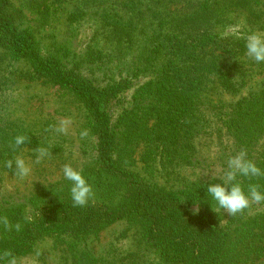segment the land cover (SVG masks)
Segmentation results:
<instances>
[{
	"label": "rangeland",
	"instance_id": "1",
	"mask_svg": "<svg viewBox=\"0 0 264 264\" xmlns=\"http://www.w3.org/2000/svg\"><path fill=\"white\" fill-rule=\"evenodd\" d=\"M260 1L261 5L250 1L249 8L264 10V0ZM9 4L19 28L33 33L41 56L56 58L62 68L96 87L119 84L117 93L103 103L113 124L122 116L129 121L125 112L148 102L138 91L156 80L163 67L164 48L170 44L163 36L166 26L178 25L184 34L204 28L223 33L237 25L245 33L264 32V11L258 18L263 22H248L247 17L256 15H243L245 3L233 11L235 16L228 13L224 18L221 13L226 9L217 0H9ZM217 16L221 22L214 20ZM241 44L238 54L210 48L206 63L194 74L190 70L188 97L178 99L173 121L167 125V130H178L180 149L173 158L164 154L143 159L152 145L136 133L134 164L128 169L151 186L199 190L202 201L185 209L188 224L194 229L217 227L222 233L217 250L232 245L235 257L241 258L235 264H264V204H253L244 214L231 217L222 210L214 212L215 201L207 194L208 184L220 182L219 177L212 179L213 172L225 169L228 157L240 150L264 170V62L249 59L245 42ZM34 71L29 59L13 58L0 46V216L21 224L19 232L0 225V251L7 241L29 234L24 241L32 240V249L15 257L17 264H182L165 262L156 249L143 248L140 226L130 220L108 223L77 245L70 231L45 226L51 217L53 189L58 185V193L65 196L71 186L63 165L71 163L86 176L88 167L96 166L99 133L84 98L67 86L32 77ZM138 93L142 101L136 100ZM64 118L72 121L67 135L50 130ZM147 118L149 125L156 123L155 117ZM85 128L89 136L81 139ZM19 134L27 139L13 150L11 143ZM38 146L48 148L50 156L35 164ZM16 155H22L32 169L24 180L4 166ZM239 179L245 189L248 183H259L264 191V177Z\"/></svg>",
	"mask_w": 264,
	"mask_h": 264
},
{
	"label": "trees",
	"instance_id": "2",
	"mask_svg": "<svg viewBox=\"0 0 264 264\" xmlns=\"http://www.w3.org/2000/svg\"><path fill=\"white\" fill-rule=\"evenodd\" d=\"M250 1L253 0H217V3L227 10L225 13L220 12L221 17L224 18L228 13L235 16L233 11L245 3L242 8H245L243 15H256L253 18L247 17L248 22H263L259 19L264 10H251L253 8H249ZM256 3L261 5L260 0H256ZM109 14L110 12L103 13L104 16ZM214 20L221 22L218 16ZM224 23L226 25V21ZM164 31V39L170 41V44L164 48V63L161 64L163 67L161 70L158 68L156 80L138 91L147 97L148 102L142 108L138 103L131 110H127L125 115L129 117V121L122 116L113 124L112 116L103 103L117 93L119 84L96 87L86 78L62 68L56 58L41 56L33 33L17 25L9 0H0V46L13 58L29 59L35 70L32 77H44L54 84L67 86L84 98L95 116L94 126L99 133L96 166L88 167L85 176L93 187L95 202L90 201L83 207L74 206L70 188L68 187V193L63 194L65 196H61L56 185L49 200L51 217L47 218L44 224L47 228L56 229L61 233L70 231L74 245H77L80 239L96 233L106 224L126 219L140 226L139 234L143 248L156 249L165 262L235 264V260L239 261L241 258L235 257L236 250L232 251V245L228 250H217L218 244L222 243L218 240L222 233L217 227L194 229L184 218L186 208L191 207L193 202L202 201L199 198V190L188 192L151 186L128 169L134 164V143L139 140L136 133L152 145L143 159L155 160L160 156L164 157V154L168 160L173 158V153L180 149L176 138L178 130H167V125L173 121L178 99L184 100L188 97V86L192 84L191 71L194 74L198 66L206 63L210 48L238 54L241 51L239 46L245 42L244 39L233 35L222 38L221 31L211 32L205 28L198 30L196 34H184L178 25L166 26ZM242 33L246 34L243 31ZM210 64L211 62H208L206 66ZM140 97L141 94L138 93L136 100L142 101ZM148 116L155 117L156 123L149 125ZM163 132L164 138L160 139ZM159 142L164 143V148H160ZM168 144H171L172 148H169ZM204 213L201 209L202 216ZM28 235L7 241L0 252L9 249L17 257L31 250L32 240L31 243L24 241ZM32 236L34 238V235H30L31 239Z\"/></svg>",
	"mask_w": 264,
	"mask_h": 264
},
{
	"label": "clouds",
	"instance_id": "3",
	"mask_svg": "<svg viewBox=\"0 0 264 264\" xmlns=\"http://www.w3.org/2000/svg\"><path fill=\"white\" fill-rule=\"evenodd\" d=\"M242 26L237 25L230 27L227 31L221 33V37L228 35L242 38L245 41L246 56L256 63L264 62V32L249 31L246 34L241 31ZM72 121L69 118L60 119L58 123L51 127L50 130L57 134L67 135ZM89 136V129H82L80 132L81 139ZM27 137L19 134L14 137L11 143L13 150L20 148L26 141ZM35 164H40L46 157L50 156L49 149L46 147L35 148ZM7 169L14 171V176L19 180L27 178L32 169L22 155H16L13 159H7L4 162ZM64 178L70 182V195L74 206H86L90 201L95 202V193L92 185L83 175L82 170L74 168L71 163H65L62 168ZM219 177V183H210L207 185V194L215 201L216 207L212 208L214 212L222 210L223 213L231 217L237 214H244L253 204H264V191L261 190L259 183H248L245 189L240 177L253 178L264 177V170L251 159L247 157L244 150H240L227 159V167L221 172H213L212 179ZM199 211L197 205L193 209L196 214ZM0 225L6 231L17 232L21 230V224H12L7 216H0ZM39 254V253H37ZM0 264H17L16 258L12 251L6 249L0 252Z\"/></svg>",
	"mask_w": 264,
	"mask_h": 264
}]
</instances>
